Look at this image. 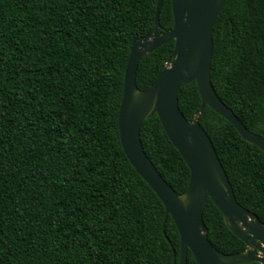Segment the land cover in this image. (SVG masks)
Returning a JSON list of instances; mask_svg holds the SVG:
<instances>
[{
	"label": "trees",
	"instance_id": "1",
	"mask_svg": "<svg viewBox=\"0 0 264 264\" xmlns=\"http://www.w3.org/2000/svg\"><path fill=\"white\" fill-rule=\"evenodd\" d=\"M158 0H0V264H174L179 230L127 157L119 109L132 42L154 26ZM174 23L171 0L160 13ZM212 81L221 99L264 136V0H227L214 33ZM169 41L139 62L147 88L174 50ZM192 120L196 82L180 89ZM210 135L241 204L264 221V151L207 106ZM145 150L182 193L190 169L158 115L141 127ZM215 248L246 244L209 198ZM188 264H197L189 251ZM242 264H260L249 262Z\"/></svg>",
	"mask_w": 264,
	"mask_h": 264
},
{
	"label": "water",
	"instance_id": "2",
	"mask_svg": "<svg viewBox=\"0 0 264 264\" xmlns=\"http://www.w3.org/2000/svg\"><path fill=\"white\" fill-rule=\"evenodd\" d=\"M164 0H158L153 28L131 45L125 69L124 92L119 109V133L124 151L137 172L157 193L166 207L165 224L172 216L180 234V251L174 248V264H188L189 251L197 264H264V221L241 204L213 140L200 122L209 106L227 119L248 142L264 151V136L251 131L219 96L212 81L213 33L227 0H171L174 23L163 30L160 13ZM175 46L165 68L147 87L139 88L140 60L163 44ZM196 82L202 99L192 120L179 103L180 89ZM158 115L171 142L190 169L186 190L178 193L163 177L147 154L141 138L143 122ZM211 199L223 214L228 228L246 244L235 253L219 251L209 238L204 209Z\"/></svg>",
	"mask_w": 264,
	"mask_h": 264
}]
</instances>
